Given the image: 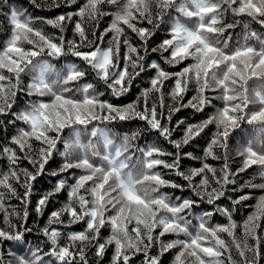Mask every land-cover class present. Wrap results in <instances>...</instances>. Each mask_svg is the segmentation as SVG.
Masks as SVG:
<instances>
[{"label":"snow or ice","instance_id":"1","mask_svg":"<svg viewBox=\"0 0 264 264\" xmlns=\"http://www.w3.org/2000/svg\"><path fill=\"white\" fill-rule=\"evenodd\" d=\"M75 3V0H72ZM119 0H86L75 13L60 15L56 19L47 20L46 23L64 31L65 21L71 22L73 15H77L84 20H97L99 17L109 15L99 7L102 4H117ZM155 4L157 11L152 12V5ZM175 5L176 11L187 18H195L194 26L189 27L176 18L170 29L168 39H164L153 52H160L165 63L175 67L185 60L192 59L194 63L183 67L179 72H168L160 64L153 61L145 65L141 63L144 57L140 56L137 48L133 47L126 39L124 44L128 46V53L123 59L124 67L120 66V39L125 27L136 33L142 41L147 40L153 34L149 29L138 27V24L147 22L153 27L158 28L163 22L167 10ZM231 11L234 16H247L253 21L264 27V0H124L120 10L113 15V20L107 32L114 35L110 46L102 48L96 44L89 51H80L79 46L74 41L68 42L67 52L80 58L95 76L103 81L111 90L114 96H120L129 90L127 85L141 72L149 69L155 70V76L151 79V88L144 89L141 95L145 103L143 110H139L136 102L125 106H116L99 99L102 93H96L94 85L84 84L79 92L81 98L75 95L69 96L66 93L73 92V89L66 87L72 82H78L87 75V72L79 68L76 64L66 66V73L62 74L55 71L54 66L46 60H38V57L47 56L58 58L67 54L65 52L64 39L61 36L60 42H54V38L45 35L41 30L33 27L31 18L25 17L24 13L12 10L9 16L11 25V36L5 46L0 50V69L15 74L16 82H9L7 88L0 83V114H6V109L12 107L8 103V97H14L20 84V74L26 71L34 73L32 81L28 84L29 96L46 97L50 96V101L38 99L30 102L28 106L18 114L15 120L21 121L26 128H20L17 135L13 136L11 143L16 148L3 147L0 153L7 157L10 170L7 174L0 176V186L6 188L12 195H16V189L11 180L17 184L22 183L25 192L22 203L27 205L28 197L31 195V181H35L38 176L45 171V165L52 158L53 151L56 150L57 143L65 128H72L74 139L64 142L65 162L61 165L59 172L49 173L58 176L60 173L68 172L71 169H81L84 174L75 177L74 183L69 184L66 179L59 180L53 189L42 196L36 206V212L42 214L50 198L67 188L68 202L59 210L53 211L48 220V226L42 231L50 240L51 247L44 256H50L59 264H74L79 258L81 264H87L85 249L87 247L96 248V256L103 258L106 249L114 246L112 264H130L132 257L142 253L145 257L144 264H161V257L179 248L173 264H260V237L255 235L258 225L255 217H249L245 222L244 239L237 240L234 234L235 222L231 219L230 211L227 208H217L221 214L228 217L225 225L209 226L208 217L212 215L205 212L200 216L195 231L190 230L191 221L187 215L191 214V209L196 201L183 199L175 203L172 199L161 192V188L173 187L180 188L181 185L174 184L166 180L160 172L153 171L154 168H163L176 171L178 176L183 177L193 187V191L204 199L206 195L208 203H214L216 199L224 194L223 188L227 184H235L236 181L231 177L237 175L228 171L227 164L221 169L222 177H216V170L207 163L199 169H192L185 173L179 171V149L189 143L191 139L199 136L208 125L215 124L222 131L216 133L212 144H220L226 147L227 137L230 130L239 126L241 121L248 124L259 122L264 124V91L254 92L255 99L248 96V81L252 78L264 79V40H261V47L257 48L249 45L247 41L257 37L255 32H249L244 36V43L236 42L235 46L230 47L231 36L223 38L225 32L236 26L234 23L225 22V13ZM247 27V26H246ZM75 31L79 34L82 41H87L85 29L81 21L75 23ZM103 40V36L98 37ZM26 42L32 45L31 48L23 47ZM92 42L87 41V46ZM145 51L147 49L145 48ZM164 53H168L167 56ZM131 54H136L135 59ZM35 61V63H34ZM129 67L133 69L129 72ZM55 73L54 79H49L51 73ZM176 77L175 86L172 92L174 97H181L187 90L188 83L195 79L198 95L193 98L196 103L189 101L197 111H203L204 107L211 103L204 93L223 89L220 97L225 103L216 115L210 116L200 124L188 125L184 130L185 134L181 140L170 139L172 131L158 118L155 106L149 108L147 99L150 92H159L165 80ZM10 81L0 73V82ZM259 104L256 111L249 110V105ZM173 111H179L174 109ZM159 116H163L160 113ZM140 119L146 121L152 130L159 133L169 143L177 149L176 153L164 152L158 147L147 149H137L141 157L136 159V164L130 165L134 153H129L133 145L130 143L135 138L125 136L123 143L114 144L108 133L97 127L91 131V136L98 134L102 138L105 151L101 153L98 145L89 141L87 144L80 139V132L74 125L87 128L93 121L111 122L115 120ZM171 120V114L167 116ZM183 123L180 121L177 124ZM260 131L264 133V128ZM55 132L52 136L50 133ZM223 137V142L219 139ZM38 141L46 147H41L38 152H34L32 141ZM257 137V147L261 145ZM73 150H79L80 158L70 160L68 157ZM20 153V154H18ZM98 158L99 163H94L89 157ZM211 154V146L205 155ZM191 157V154H186ZM238 155L244 156L243 167L240 172L245 171L252 165H260L264 169V153L258 152L253 147V142H249L243 151ZM161 156H173L171 163L160 159ZM195 158V157H192ZM21 160H27L36 170L35 173L28 169H19L17 166ZM139 165V167H137ZM211 172L216 183L221 185L220 189L213 188L208 191L209 180L203 176L199 184H192L195 176L202 173ZM264 176V170L261 171ZM23 176V181H21ZM89 182L91 184L89 185ZM89 185L88 187H85ZM247 187L264 188V184H247ZM243 186L240 190H242ZM83 190V193L81 192ZM237 189H233L236 191ZM88 197H91L89 199ZM242 195L234 203L248 199ZM2 201V194H0ZM264 201V198H262ZM2 206V204H0ZM115 210L113 215L107 213ZM164 213L161 215V213ZM187 213V214H185ZM69 217L67 223L62 216ZM27 218V210L24 219ZM135 222V226L129 231L128 225ZM84 223L85 228L80 232L67 233L68 243L61 245L60 237L64 235L53 224L64 227H71L74 224ZM105 225L111 228V234L102 243L100 231ZM9 227H14L9 224ZM23 227V225H22ZM157 229L159 231L157 232ZM25 231H31L25 227ZM155 233V235H154ZM220 233H227L232 237V245L240 257L237 261L233 258L232 247L227 241L221 238ZM183 234L188 239L164 240L166 235L179 237ZM23 233L12 234L0 230V238L19 240ZM256 240L255 246L247 243V238ZM95 242V243H94ZM158 248V255H149L152 248ZM40 249L32 252L31 258L25 259L17 257L18 264H40L43 257L38 253ZM251 253V256L248 255ZM193 258V259H189ZM2 264V260H0Z\"/></svg>","mask_w":264,"mask_h":264},{"label":"trees","instance_id":"2","mask_svg":"<svg viewBox=\"0 0 264 264\" xmlns=\"http://www.w3.org/2000/svg\"><path fill=\"white\" fill-rule=\"evenodd\" d=\"M124 0H119L117 4H102L99 7L102 11L110 13L109 15H104L99 17L97 20H88L81 18L77 15H73L71 22L65 21L64 31L61 32L59 28L53 27L52 25L46 23L47 20L56 19L60 15H67L68 13H75L81 6L86 3V0H0V50L3 49L7 40L11 36V25L9 23V16L12 10L24 13L21 18H31L33 21V27L41 30L45 35L53 37L54 42L59 43V38L62 36L64 39L65 52L67 54L62 55L58 58H52L45 55L38 57V60H46L51 65L54 66L55 71H59L62 74L66 73V66L69 64H76L79 68L85 70L87 75L78 82H72L66 87L73 89V92L66 93V95H75L76 98L80 97V88L84 84L91 83L94 85L96 93H102L99 95V99L106 101L116 106H125L127 104L138 101V109L143 110L144 107V97L141 95L144 89L151 88L150 81L155 76V70L149 69L147 71L141 72L140 75L136 76L135 79L131 81L130 85H127L129 90L120 96H114L112 90L101 80H99L95 74L88 68V66L78 57L71 55L67 52L68 42L74 41L78 46L80 51H89L96 44H99L102 48H107L110 46L112 41L113 33L107 32L105 35V30L109 28L113 15L116 11L120 10L123 5ZM179 2V0H177ZM157 11L155 4L152 5V12ZM179 18L182 23L192 27L196 23L195 18H187L176 11L175 5L167 10V14L163 18V22L160 23L158 28L153 27L152 24L147 22H142L138 24V27H144L149 29L153 34L147 40L145 44L140 37L132 32L130 29L125 27L124 34L119 37L120 39V66L124 67L125 61L123 57L128 53V46L124 44L126 39L133 47L137 48L140 56L144 59L141 61L147 67L153 61L160 64V66L168 72H179L183 67L194 63L192 59L185 60L183 63L176 65L175 67L165 63L162 59L160 52H153L152 49L156 48L164 39L169 37V29L173 21ZM81 21L82 26L85 29V35L87 41H91L92 45L87 46V41H82L81 37L75 31V23ZM225 22L234 23L236 26L225 32L223 38L231 36L229 41L230 47L235 46L236 42L244 43V36L249 32H255L256 37L250 38L247 43L253 45L257 48L261 47V40H264V27L259 23L253 21L247 16H234L231 11L225 13ZM247 26V27H246ZM103 36V40H99L98 37ZM23 47L31 48L32 45L23 43ZM145 48L147 51H145ZM133 59H135L136 54H131ZM165 56L168 53H164ZM35 63V61H34ZM133 69L129 67V72ZM0 73L10 78V81L0 82L3 83L6 88L11 82L14 84L16 82L15 74L7 72L6 69H0ZM34 73L26 71L20 74V84L17 89H13L16 92L14 97L9 96L7 102L11 103L12 107L6 109V114H0V149L3 147L16 148L14 144L11 143L13 136L17 135L20 128H26L21 121L15 120V114L23 111L30 102L38 99H43L45 101H50L52 98L50 96L37 97L29 96L28 84L32 81V76ZM55 73L49 75V79H54ZM175 79L165 80L163 86L159 92H150L147 105L149 108L155 106L158 112V118L161 122L165 124L171 131L172 135L170 139L179 141L184 136V130L188 125L200 124L202 121L208 119L210 116L216 115L219 109L224 107V101L220 98L223 94V89H217L215 91H206L204 95L211 101L210 104L206 105L203 111H197L195 107L189 104V101L196 103L193 100L194 97L198 95L197 84L195 79H192L188 83L187 90L182 94L181 97H174L172 95ZM248 96L251 99H255L254 92L257 90L264 91V79L252 78L248 81ZM4 101L0 100V104ZM260 105L251 104L249 105V110L256 111ZM179 109V111H173L174 109ZM163 113V116H159ZM171 114V120L167 119V116ZM183 121V123L177 124ZM74 128L79 130L80 139L83 143L87 144L91 141L93 144L98 145L99 151L103 153L105 151L102 138L99 134L96 137L91 136V131L94 127L105 130L109 137L114 140V144L123 143V138L127 135L132 137L134 134L135 138L130 141L133 147L130 149L129 153H134L132 160L129 162L130 165L136 164V159L141 157V153L137 149H147L149 147H158L164 152L176 153L177 149L173 144L169 143L164 137L160 136L155 130H152L146 121L140 119H127V120H115L111 122H100L93 121L89 124L87 128L84 126L74 125ZM264 128V124L259 122H254L253 124H248L246 121H241L239 126L231 129L230 134L227 137L226 147H222L220 144H212L213 139L216 136L218 129L215 124L208 125L200 133L199 136L194 137L189 141L188 144L183 145L179 149L180 159H179V171L188 173L192 169H199L203 164L207 163L211 168L216 170V177H222L223 173L221 169L227 164L228 171L232 173H237V175L231 177L236 181L235 184H227L223 188L224 194L214 201V203H208V198L205 195L204 199H201L199 195L193 191V187L189 184L187 180L183 177L178 176L176 171L163 168L162 166L156 167L153 171H158L166 179L174 184L181 185L180 188L164 187L161 188V192L168 195L173 202L179 203L176 197L180 200L189 199L196 201V204L191 209V214L187 215V218L191 221L190 230L195 231V226L199 223V217L205 212H210L212 215L208 217L209 226L215 225H225L227 224L228 217L217 211V208H227L230 211L231 219L236 224L234 229V234L237 240L244 239L245 233V222L249 220V217H255V223L258 227L255 229V235L260 237V251L261 259L260 264H264V188L260 187H247L246 185L251 183L255 185L264 184V176H261L262 166L252 165L245 171L240 172L239 169L243 167L244 156L238 155L239 151L247 146L249 142H253V147L256 151L264 153V133L260 131ZM50 135L55 136L56 133L52 132ZM262 142L259 147H257L256 140ZM74 139V132L72 128H65L60 136L57 143L56 150L53 151L52 158L45 165V171L42 175L38 176L35 181H31V195L28 197V203L25 205L22 203V197L25 192V188L22 183L17 184L15 180H11L12 185L16 189V195H12L6 188L0 186V194H2V201H0V230L16 234L17 232L23 233L21 239H2L0 238V260L2 264H18L17 257H23L25 259L31 258L32 252L36 249H40L38 253L43 257L40 264H59L50 256H44V253L49 252L51 243L47 236L43 234V229L48 226L49 216L53 211H57L62 208L68 202V192L67 188L53 196L49 199L46 207L43 208L42 214L36 212V206L38 200L44 196L47 192L51 191L54 185L61 179H66L69 184L74 183L75 177L83 173L81 169H71L68 172L60 173L58 176H52L49 173L53 171L59 172L61 165L65 162V156L61 155L64 152V142L66 140L71 141ZM223 142V137L219 138ZM32 147L34 152H38L41 147H46L40 142L33 140ZM211 146V154L205 155ZM190 153L191 157L186 155ZM20 154V153H18ZM90 159L94 163H99L98 158L91 157ZM195 157V158H192ZM80 158L79 150H73L72 154L68 157L70 160H78ZM169 163L174 159L173 156H161L158 157ZM10 165L7 157L0 153V176L7 174L10 170ZM139 167V165H137ZM19 169H28V171L35 173V168L28 163L27 160H21L17 166ZM207 176L209 180L208 191H212L213 188L220 189L221 185L216 183L215 178L211 172L205 171L200 176H195L192 180V184H199L202 177ZM21 181H23V176H21ZM91 182H89V185ZM86 185L85 187H88ZM243 186L242 190L241 187ZM233 189H237L233 191ZM83 193V190H81ZM246 195L249 198L241 201L239 204L234 203L235 200L239 199L240 196ZM91 199V197H88ZM27 210V218L24 219V213ZM115 210L107 213V215H113ZM164 213L162 212L161 215ZM187 214V213H185ZM62 219L67 223L69 217L65 214ZM9 224L14 227H9ZM23 225V227H22ZM135 226V222L128 225L129 231ZM28 228L31 231H25ZM52 227L57 228L62 235L60 237L59 243L61 245H66L68 243L67 233L69 232H80L85 228L84 223L74 224L71 227H64L61 225L53 224ZM159 229H157V232ZM111 234V228L109 225H105L100 231V240L102 243ZM155 235V233H154ZM221 238L229 243L232 247L233 258L237 261L240 257L236 253L234 246L232 245V237L227 233H220ZM188 239L183 234L179 237L174 235H166L163 237L164 240L172 239ZM95 243V242H94ZM247 243L250 246L256 245V240L251 237L247 238ZM179 248L172 249L171 251L165 253L161 257V264H173L176 253ZM95 247H87L85 249V256L87 259V264H112V257L114 254V246H109L101 259L96 256ZM158 248L154 247L150 250L149 255H158ZM251 256V253H248ZM193 259V258H189ZM145 257L142 253L132 257L130 264H144ZM74 264H81L79 258L74 261Z\"/></svg>","mask_w":264,"mask_h":264}]
</instances>
